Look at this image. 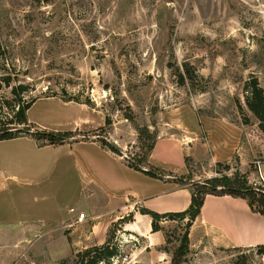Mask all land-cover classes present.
Segmentation results:
<instances>
[{
    "label": "rangeland",
    "instance_id": "374dc122",
    "mask_svg": "<svg viewBox=\"0 0 264 264\" xmlns=\"http://www.w3.org/2000/svg\"><path fill=\"white\" fill-rule=\"evenodd\" d=\"M252 76L264 88V0H0V129L27 127L8 122L19 102L32 99L37 100L27 111L30 131L18 136L46 138L35 124L48 132L88 125L72 134L80 140L71 139L56 152V163L40 182L22 178L17 187L0 172V264H74L78 251L91 243L78 241L82 232L75 223H60L75 222L81 210L93 206L120 208L122 194L116 188L108 193L98 182L105 161L88 139L110 140L124 155L180 184L191 179L201 184L208 173L247 178L237 158L213 166L201 146L170 136H177L172 133L183 127L178 123L187 121L188 113H195L200 130L208 116L242 122L241 102L247 125L264 138L244 101V85ZM146 126L157 138L170 135L155 143L152 157L160 167L151 164L152 139H139L138 127ZM256 160L263 154L249 160L253 171ZM258 181L248 179V186L264 189ZM132 215L118 219L106 235L120 248L112 264H145L156 255L129 230L136 227L129 225ZM185 223L164 220L169 241L156 250L165 260L173 258ZM138 224L145 235L150 216ZM259 250L192 249L179 264H264Z\"/></svg>",
    "mask_w": 264,
    "mask_h": 264
},
{
    "label": "crops",
    "instance_id": "0c3cea01",
    "mask_svg": "<svg viewBox=\"0 0 264 264\" xmlns=\"http://www.w3.org/2000/svg\"><path fill=\"white\" fill-rule=\"evenodd\" d=\"M60 98L65 102H73L83 108H88L84 102ZM195 118V113L192 115L188 113L187 121H179L178 123V125L182 124L183 127L177 126L175 133H172V135L176 134L177 136L161 134L156 143L164 136H170L176 140L180 137L181 141L189 146H201L209 157V164L213 166L218 162L232 164L237 158L239 170L247 174L250 182L256 179L259 180L258 182L263 181L264 169L260 170V167L258 169L256 165L255 168L258 170L253 171L249 166V160L260 153L263 154L260 166L264 162V142L263 144L260 142V140L264 141L263 137L247 124L237 120L233 121L225 116L205 117L203 129L200 130L195 126ZM35 125L41 133H48L44 127ZM83 126L84 124H77L76 131L49 132L73 134L78 131H85L88 125L86 128ZM71 139L80 140L72 136L61 143H50L46 138L35 134L0 140V172L8 174L6 177H11L17 184L22 178H29L31 183L40 182L56 163L58 159L56 152ZM88 140L98 150L102 151L101 154L105 161L104 166H102L103 180L98 182L108 190V193L113 192L116 188L122 194V203L117 211H114L115 208L109 209L108 207L101 210L94 206L86 212L81 210L78 218H75V222L73 219H65L60 224L67 226L75 223V226L80 228L82 232L81 234L77 233L78 241L91 243L84 246L87 248L105 242L107 240L106 235H108L113 223L125 215L133 213V220L129 222V225L136 227L129 230H134L135 234L145 239L144 247L147 252L156 253L155 257L152 256L151 259L157 261L162 258V261L164 260L162 264H172V259L168 257L165 260V253L156 250L168 238V230L163 225L164 221H162L163 229L153 232L150 226L149 231L144 235L137 226H139V220L147 214H142L140 209L148 208L159 213L178 212L187 209L191 203V187L196 179H191L192 182L190 183L180 184L174 176L152 177L130 167L125 159L126 155L121 156L113 152L99 139ZM154 148L151 153V164L160 167L152 157ZM51 152H53L54 157L49 154ZM188 157L194 160L192 155ZM99 163L102 165L101 161ZM7 168H10V171ZM208 176H210L209 173L205 177L208 178ZM133 178L136 180H132ZM19 186L18 184L17 187ZM32 232L35 234L36 229ZM189 237L190 250L261 247L264 245V216L252 209L248 200L241 196L207 194L201 212L190 228ZM152 260L145 264H151Z\"/></svg>",
    "mask_w": 264,
    "mask_h": 264
},
{
    "label": "trees",
    "instance_id": "16d2710c",
    "mask_svg": "<svg viewBox=\"0 0 264 264\" xmlns=\"http://www.w3.org/2000/svg\"><path fill=\"white\" fill-rule=\"evenodd\" d=\"M6 84H11V79L9 77L4 78ZM18 87L13 88L15 94L20 93L17 91ZM19 88L24 90L25 86L20 85ZM244 101L246 107L253 113L257 123V130L264 136V88L262 87L258 77L252 76L249 80L245 82L244 85ZM37 99H32L25 104L19 102L18 110L12 109L13 115L12 119L8 122L9 124H23L27 127L24 129L19 128H4L0 129V140L10 139L17 137L18 132H29V120L27 116L28 109ZM69 100H73L70 98ZM238 107L241 113L245 116L243 118V123L248 124L250 122L249 118L245 115L243 111V106L241 102H238ZM139 139L142 140L145 136L152 139L151 144L148 145V150L151 152L155 147L156 136L150 131L149 127H138ZM43 136L50 143H61L65 139L72 137L71 133H42ZM39 136V135H38ZM42 137V136H41ZM104 145H107L113 152L123 156V152L114 144L109 141L102 140ZM130 167L139 170L152 177H160L155 171L145 166V161L140 159H135L133 157L125 156ZM222 163L218 162L217 165ZM228 166V165H227ZM191 192V203L189 207L183 211L178 212H166L159 213L157 211L141 208L140 212L142 214H147L151 217V228L153 232L163 229L162 221L165 219L177 220L185 222V231L180 238V244L174 251L172 258V264H179V260L185 257L190 250V228L193 225L195 219L201 212V208L204 203V199L207 194H230L235 196H241L248 200L250 207L264 216V189L262 187H251L248 186V177L243 176L242 178H232L228 175H223L222 177H208L201 184H193ZM256 200L260 203L261 207L255 208L254 201ZM133 216V215H132ZM125 217L120 218L123 220ZM133 220V219H132ZM184 224V223H183ZM169 236V235H168ZM170 237V236H169ZM169 238L167 239V242ZM260 253H264V245L260 247ZM120 254V248L118 243L113 241L112 234L107 238V240L102 244H95L93 246L87 247L83 250L78 251L75 257L74 264H112V259Z\"/></svg>",
    "mask_w": 264,
    "mask_h": 264
},
{
    "label": "built area",
    "instance_id": "2783aa9c",
    "mask_svg": "<svg viewBox=\"0 0 264 264\" xmlns=\"http://www.w3.org/2000/svg\"><path fill=\"white\" fill-rule=\"evenodd\" d=\"M255 162H256V164H257V166H258V169H259L260 164H261V161H260V160H256ZM263 182H264V179H263Z\"/></svg>",
    "mask_w": 264,
    "mask_h": 264
}]
</instances>
